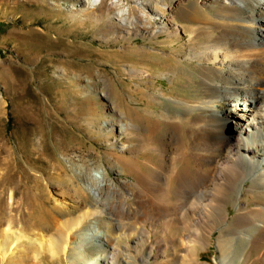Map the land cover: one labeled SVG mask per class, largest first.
Masks as SVG:
<instances>
[{
    "label": "bare ground",
    "instance_id": "6f19581e",
    "mask_svg": "<svg viewBox=\"0 0 264 264\" xmlns=\"http://www.w3.org/2000/svg\"><path fill=\"white\" fill-rule=\"evenodd\" d=\"M90 2L118 8V30L136 33L141 24L149 38L166 34L153 44L169 46L176 69L126 67L142 105H116L107 122L120 140L112 145L117 176L76 165L90 202L67 187L53 197L65 215L81 211L57 236L68 264H209L197 247L214 230L218 264H264V0ZM153 75L193 91L165 92L146 78ZM41 212L30 214L34 224L52 225Z\"/></svg>",
    "mask_w": 264,
    "mask_h": 264
},
{
    "label": "rangeland",
    "instance_id": "374dc122",
    "mask_svg": "<svg viewBox=\"0 0 264 264\" xmlns=\"http://www.w3.org/2000/svg\"><path fill=\"white\" fill-rule=\"evenodd\" d=\"M90 1L0 0V264H68L57 236L63 221L81 211L65 215L54 208L53 197L67 187L90 202L80 189L76 165L117 176L112 145L120 140L107 122L116 105L129 110L142 105L132 100L138 97L126 67L135 64L153 74L176 69L173 55L164 52L169 46L153 44L167 42L166 34L149 38L141 24L136 33L118 30L112 23L118 8ZM158 8L169 13L165 6ZM146 78L165 92L193 91L167 77ZM40 211L52 225L34 224L30 214ZM219 235L214 230L211 243L197 247L201 261L218 264ZM124 242H118L120 248ZM85 249L93 257L98 252L95 243Z\"/></svg>",
    "mask_w": 264,
    "mask_h": 264
}]
</instances>
